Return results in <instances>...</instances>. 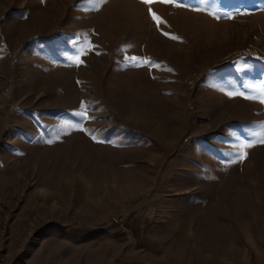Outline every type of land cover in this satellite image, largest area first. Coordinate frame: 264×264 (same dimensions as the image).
Returning <instances> with one entry per match:
<instances>
[{
	"label": "rangeland",
	"instance_id": "rangeland-1",
	"mask_svg": "<svg viewBox=\"0 0 264 264\" xmlns=\"http://www.w3.org/2000/svg\"><path fill=\"white\" fill-rule=\"evenodd\" d=\"M184 3L0 0V264H264V0Z\"/></svg>",
	"mask_w": 264,
	"mask_h": 264
},
{
	"label": "snow or ice",
	"instance_id": "snow-or-ice-1",
	"mask_svg": "<svg viewBox=\"0 0 264 264\" xmlns=\"http://www.w3.org/2000/svg\"><path fill=\"white\" fill-rule=\"evenodd\" d=\"M141 3L149 6V13L150 15L152 16V19L157 23V25L159 26L160 24V18L157 17V15L152 12L151 10V5L154 4V3H164V4H171V5H174L175 7H178V8H189L190 10H193V11H199L200 9L199 8H195V7H192L191 5L189 4H186L184 3V0H140ZM237 14H240V13H237ZM227 15V18H234V15L233 14H226ZM214 18H217L219 19L220 16H215ZM165 35H168L167 33H165ZM173 39H176V37H172ZM133 60H136L138 58H135L133 57L132 58ZM82 62V61H80ZM228 95L230 96H233V95H241V96H244V93H233V92H229ZM245 99H250L251 97H248V96H244ZM264 102V101H262ZM82 119L84 118L83 116L81 117ZM53 141L52 140H46L45 143H52ZM258 143L260 144H264V139H260L258 141ZM255 146V142H246V143H243L241 145H238L237 147V155H236V160L235 162H243L246 158H247V151L246 149L248 148H251Z\"/></svg>",
	"mask_w": 264,
	"mask_h": 264
}]
</instances>
